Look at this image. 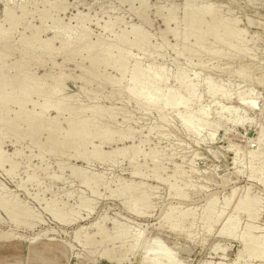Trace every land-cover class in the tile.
<instances>
[{"label": "rangeland", "instance_id": "rangeland-1", "mask_svg": "<svg viewBox=\"0 0 264 264\" xmlns=\"http://www.w3.org/2000/svg\"><path fill=\"white\" fill-rule=\"evenodd\" d=\"M54 1L0 0V25L5 28H8V24L4 23L6 11L12 10L18 15L21 6L25 5L31 12L27 19L18 22L9 42L12 51L8 53L10 50L0 45V70L8 77L27 72V69H22L27 57L21 53L19 41L23 35L29 41L38 35V12ZM59 1L65 7L63 11L54 12L59 23L76 28L79 16L87 18L90 42L113 37V34L102 29L109 21H117L116 30L114 28L117 33L131 32L137 28L148 35L153 49L145 52L132 50L133 59L140 60L143 68L153 66L158 71H165L170 88L177 89L174 78L179 71L192 80L198 86L197 93L202 101L193 103L188 112L202 121L205 128L195 133L187 131L177 116V109L164 108L162 103L156 107L136 104L125 92L130 85L128 76L118 87L119 90L103 81L89 80L85 77L89 68L85 57L70 58L56 54L53 58L45 57L42 64L32 63L29 75L38 81H46L50 88L51 78L63 75L67 79L61 97L66 99L67 95H73L70 104L74 109L91 106L102 109L97 122L100 127L114 132L116 138L124 130L131 129L132 135L124 142H113L102 147L106 155L130 146H141L145 154L152 151L161 153L158 161L163 168L162 177H171L178 167L182 177L178 183L185 198H175L169 185L150 178L153 165L146 158H139L138 163L142 168L139 176H133V166L129 161L117 158L113 161L105 159L86 163L68 155L58 157L50 154L42 158L37 148H29V138H24L18 144L16 142L20 133H4L0 136L2 151L8 159L17 162L18 167L14 178L8 177L6 173L9 162L0 168V198L27 209L31 217L26 219L27 222L14 225L8 214L0 210V264H149V260H145V257H150L147 250L157 241L162 248L160 254L166 251L170 254V258L163 259L161 264H236L242 254L238 242L218 234L220 225L231 214L232 207L226 211L223 223L217 224L212 232L204 230L201 216L212 198L217 200L218 211H221L231 192L237 190L232 206L246 195L258 199L259 215L253 225L254 236L264 235V183L250 178L248 173L249 151L257 150L264 157V144L258 141V132L264 128V0H134L133 3L124 0ZM187 2H193L196 7L211 6L222 17L237 21L236 26L244 32L247 41L246 51L231 52L228 59L202 56L203 70L195 68L199 60L197 58L191 65L185 56L177 58L172 52V47L177 44L173 34L166 29L164 16L172 12L175 21L169 27L181 33L184 28L183 10ZM143 9L146 11L141 17L139 13ZM46 25L48 31L39 34L40 40L58 48L61 39H53L52 21ZM207 45L215 43L208 40ZM159 47L163 50L161 54L156 52ZM244 71L250 76L246 83L240 82L238 78L239 73ZM98 74L117 77L116 70L111 66L101 67ZM207 80L228 93L229 98L211 99L208 88L204 86ZM165 90L163 88L164 93ZM241 91L245 94L246 106L238 100L237 93ZM34 101L37 106L42 103L40 99ZM30 107L32 109L33 106ZM16 110L17 106L12 105L10 115ZM107 112H112L115 119L110 120ZM48 116L54 118L55 114L49 112ZM162 117L166 122H162ZM151 130L153 132L149 134ZM46 138V134L42 135L41 142H45ZM96 145L97 141L88 147V151ZM233 149L240 150V161L235 160ZM16 152L19 155L16 156ZM261 163H255L257 169ZM59 167L64 170L60 171ZM72 168L100 177L96 194L73 178ZM35 170L41 192L33 184L20 188L27 174ZM51 176L53 180L49 179ZM132 182L142 184L140 193L142 191L148 196L147 208L137 215L128 212L123 206V197L112 196L119 184ZM68 195H71L70 198ZM51 199L56 200L59 207L64 205L69 210L67 223H58L45 211V202ZM82 202L86 203L85 207L80 206ZM169 207H175L176 212L188 211L194 216L192 228L187 230L188 237L168 232L166 228H155V224L164 219ZM97 221L102 223L105 233L110 237L117 234L115 226L128 230L126 236L118 241L119 244L131 245L137 235L140 236L139 243L124 257L112 243L106 244L104 249L96 250L95 246L90 251V248L83 246V242L88 235L95 242L101 239L96 235L94 223ZM246 224L247 217L242 216L239 232ZM79 229L81 233L77 241L75 233ZM4 234L9 235L8 240H1ZM106 251L111 252L112 259L106 260L101 256Z\"/></svg>", "mask_w": 264, "mask_h": 264}, {"label": "bare ground", "instance_id": "bare-ground-1", "mask_svg": "<svg viewBox=\"0 0 264 264\" xmlns=\"http://www.w3.org/2000/svg\"><path fill=\"white\" fill-rule=\"evenodd\" d=\"M133 1L124 0L127 3H133ZM55 10L58 12L65 10L63 3L59 0L48 3L38 12L40 20L38 35L33 36L30 41L26 35H23L19 41L21 53L27 57V63H24L22 69H27V72H22L15 77H8L0 70V136L4 133H20L21 135L17 137L16 143L20 144L24 138H29V148H37L42 158L46 154H50L58 157L68 155L86 163L94 160L105 161V159L113 161L117 158L129 161L133 166L131 172L133 176H139L141 171L142 166L138 163L139 158H146L153 165L150 178L169 185V189L175 198L184 199L185 197L178 183V180L182 179L178 167L171 177L163 178V168L159 163L160 160L158 161L160 158L159 154L161 153L152 151L150 154H145L141 146L125 147L106 155L102 147L113 142H124L132 135L131 129L124 130L116 138L114 132L100 127L97 122L103 111L102 109L95 106L74 109L70 104L71 100H73V95H67L66 99L61 97V93L64 92L67 82V79L63 75L51 78L50 88L46 81H38L29 75V67L32 63L42 64L45 57L53 58L56 54L70 58L85 57L89 63L85 77L89 80L103 81L119 90L118 87L121 86L122 81L128 76L130 85L125 92L131 100L138 105L146 107H156L162 103L164 108L170 110L177 109L178 118L186 130L191 133L205 128V124L202 121L188 112V108L193 103L199 104L202 101L197 93L198 86L192 80H188L182 71H179L174 78L177 89L170 88L167 86L169 78L165 71H158L153 66L143 68L140 60L133 59L132 50L145 52L153 49L150 37L141 33L137 28L131 32L121 31L117 33L115 31L117 21H109L102 26V29L105 32L113 34V37L111 39H98L96 42H90L88 41L89 30L86 27L87 18L77 16L76 28L62 26L59 23L58 17L54 16ZM145 11L146 9H143L139 13V16L144 17ZM30 15L31 12L28 11L25 5L21 6L18 15L12 10L6 11L4 23L8 24V28L0 25V45L8 48L10 50L8 53L12 51L9 42L16 31L18 22L27 19ZM183 19L184 28L181 33H177L169 27L170 23L175 21L172 12L164 16V23L166 29L173 34L177 44L172 47V52L177 58L185 56L189 65L197 58L199 59L198 63L194 66L199 70H203L205 66L200 60L202 56L212 59H228L231 52L246 51L245 45L247 41L245 40L244 32L237 28V21L222 17L213 7H196L193 2H187L183 10ZM48 21H52L53 23V39H61L58 48H55L52 43H43L39 38V34L48 31L46 25ZM208 40H212L215 45L208 46ZM156 52L161 54L163 50L159 47ZM110 66L116 70L117 77L111 78L98 74V69ZM238 78L242 83L250 80L249 74L245 71L240 72ZM204 86L208 88L207 93L211 99L229 98L228 93L223 92L221 88L211 85L209 80L204 81ZM163 88H166L165 93ZM237 97L239 102L246 106L244 92L237 93ZM34 99H40L42 103L37 106V103H34ZM12 105H16L17 110L13 115H10L9 109ZM30 106H33L32 109ZM49 112H53L55 117L49 118ZM107 114L110 120L115 119L112 112H107ZM161 120L162 122H166L164 117ZM152 132L153 130L149 134ZM44 134L47 135V138L45 142H41V137ZM95 141L98 142V145L93 146L88 151V147L92 146ZM258 141L264 144V128H261L258 132ZM2 146L3 144L0 145V168H4L5 164L9 162L10 166L6 170V173L8 177L14 178L18 163L5 156ZM239 151L238 149L232 150L235 153L234 157L236 161L240 159ZM15 155L17 156L19 153L16 152ZM248 159L250 178L264 183V157L257 150H250ZM257 161L262 162L258 169L255 166ZM59 169L60 171L64 170L63 167H59ZM71 174L85 188L90 189L94 194L97 193L100 177L90 176L77 168H72ZM49 179L53 180L54 178L51 176ZM29 184L36 185L41 192V184L38 182L36 170L27 174L26 179L21 182L20 188H24ZM142 188V184L135 182L126 185L119 184L112 192V196L116 198L123 197L125 199L123 206L128 212L137 215L148 206V196L144 192L142 193V191L140 193ZM236 194L237 190L231 192L230 196L225 200L224 208L221 211H218L216 199L212 198L209 201L201 216L204 230L212 232L217 224L221 221L223 223L226 211L232 207L231 214L224 218V224L220 225L221 228L218 230L219 236L238 242L242 254H240L236 264H240V262H244L245 264L255 261L264 262V235L255 237V227L253 226L259 215V201L257 198L246 195L237 200L232 206V200ZM70 196L68 195V198ZM52 199L45 202V211L58 223H67V218L70 214L69 210L64 205H60L59 207L57 201ZM85 205L86 203L82 202L80 206L85 207ZM0 210L8 214L14 225H20L24 221L27 222L26 219L31 217V213L27 209L16 204H9L1 198ZM242 216L247 217V224L239 232L240 218ZM192 217L194 216L188 211L176 212L175 207H169L164 219L160 223L155 224V228L157 230L166 228L168 232L188 237L187 230L192 228L194 222ZM94 226L97 228L96 235L100 236L101 239L95 242L93 237L89 235L85 237L83 246L90 248V251H93L92 249L95 246L96 250L104 249L106 244L112 243L113 247L119 248L124 257L128 252H132L139 243V235L134 237V241L129 246H126L122 242L118 243L128 232L125 227L115 226L114 229L117 234L115 233V236L110 237L105 233L102 223L97 221L94 223ZM81 229L75 233L77 241L79 240ZM8 239L9 235L4 234L1 240ZM161 249L158 241L153 243L149 247V250H147L148 254L150 253V257H145V260H149V264H161L163 259L170 258L168 251L160 254ZM101 256L106 260L112 259L110 251L104 252Z\"/></svg>", "mask_w": 264, "mask_h": 264}]
</instances>
